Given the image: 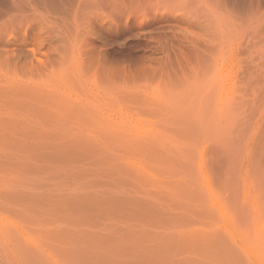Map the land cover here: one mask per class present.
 <instances>
[{
    "label": "rangeland",
    "instance_id": "374dc122",
    "mask_svg": "<svg viewBox=\"0 0 264 264\" xmlns=\"http://www.w3.org/2000/svg\"><path fill=\"white\" fill-rule=\"evenodd\" d=\"M0 264H264V0H0Z\"/></svg>",
    "mask_w": 264,
    "mask_h": 264
}]
</instances>
